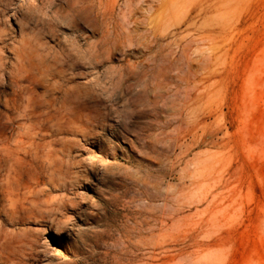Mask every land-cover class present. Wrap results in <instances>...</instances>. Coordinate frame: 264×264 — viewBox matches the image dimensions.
Instances as JSON below:
<instances>
[{
    "label": "rangeland",
    "instance_id": "374dc122",
    "mask_svg": "<svg viewBox=\"0 0 264 264\" xmlns=\"http://www.w3.org/2000/svg\"><path fill=\"white\" fill-rule=\"evenodd\" d=\"M18 145L51 264H264V0H0V191Z\"/></svg>",
    "mask_w": 264,
    "mask_h": 264
},
{
    "label": "bare ground",
    "instance_id": "6f19581e",
    "mask_svg": "<svg viewBox=\"0 0 264 264\" xmlns=\"http://www.w3.org/2000/svg\"><path fill=\"white\" fill-rule=\"evenodd\" d=\"M12 152L16 158L9 163L6 183L0 191V264H51L55 250L44 241L48 227L68 232L75 225L73 218L82 196L77 191H73V196L55 193L57 184L52 177L58 165L56 160L43 158L36 162L40 159L38 152L24 145ZM32 166L36 169L34 176L24 181ZM9 188L15 192L8 191ZM34 223L39 225L37 229L26 226Z\"/></svg>",
    "mask_w": 264,
    "mask_h": 264
}]
</instances>
